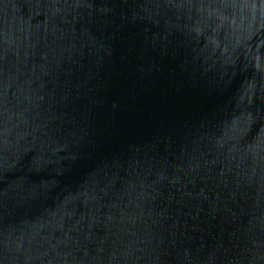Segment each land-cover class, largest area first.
I'll list each match as a JSON object with an SVG mask.
<instances>
[{"label":"water","instance_id":"obj_1","mask_svg":"<svg viewBox=\"0 0 264 264\" xmlns=\"http://www.w3.org/2000/svg\"><path fill=\"white\" fill-rule=\"evenodd\" d=\"M0 264H264V0H0Z\"/></svg>","mask_w":264,"mask_h":264}]
</instances>
